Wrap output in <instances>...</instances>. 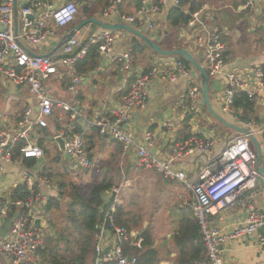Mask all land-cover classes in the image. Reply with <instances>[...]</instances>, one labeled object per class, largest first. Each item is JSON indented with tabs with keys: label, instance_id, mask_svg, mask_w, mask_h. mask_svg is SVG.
<instances>
[{
	"label": "built area",
	"instance_id": "obj_1",
	"mask_svg": "<svg viewBox=\"0 0 264 264\" xmlns=\"http://www.w3.org/2000/svg\"><path fill=\"white\" fill-rule=\"evenodd\" d=\"M91 1V0H86ZM140 4L134 15H122V21L131 26H138L148 15H158L162 0H137ZM55 0H33L20 10L21 29L15 34L14 0H3L0 4V77L17 86L28 87L36 100L37 116L33 117V108L24 109L23 118L18 130L0 127V160L13 163L14 155L19 154L21 160L43 158L44 152L32 139L35 127L48 128L49 121L57 109L69 114L70 123L62 128L57 137L66 140V154L71 164L78 170H89L92 161L85 146V137L91 130H96L102 137H108L122 145L124 155L135 153V164L139 169H148L158 174L163 181L182 185L191 192L193 202L191 208L198 224V232L205 246L207 264H226L223 247L230 241L254 237L257 244L264 248V215L256 210L252 201L260 189L257 155L251 148L248 135H242L232 141L221 153L210 159L193 179L179 168L180 163L195 155L211 156L214 142L211 139L190 137L187 141L174 144L172 154L162 159L153 151V136L146 133L143 141H139L128 124L137 110L145 109L149 101L150 84L159 80L175 83L180 78L191 79L193 67L177 60L174 62H158L147 73H135L133 70L132 50L123 53L115 51L120 40L119 31L104 30L100 35L83 42L77 38L68 40L62 47V54L55 57L34 56L24 47L38 46L44 40L55 36V28H65L75 22L79 14L77 0H71L57 9H53ZM182 0H175L179 6ZM264 3V0H262ZM122 0H113L107 13H118ZM252 6L254 0H247ZM207 3L201 4L193 13L186 25L190 30V40L202 44L204 49L203 67L210 79L223 76L226 79L224 112H232L235 97L247 94L251 102L264 95V70L257 69L251 76L234 71H224L228 56L224 43V33L215 20L207 14ZM42 12L34 18L37 11ZM148 27L155 25L149 21ZM22 43V45L19 43ZM96 46L99 58L104 66L119 65L130 77L129 90L108 113L93 119H80L78 112V88L83 78L77 72V63L83 60L90 49ZM61 76L67 81V91L74 102L68 103L52 94L50 81ZM203 96L202 87L193 85L188 91V98L196 103ZM83 123V124H82ZM82 124V125H81ZM164 127L173 125L165 123ZM248 122L245 128L256 136ZM64 156V155H63ZM4 168L0 166V173ZM24 186L27 196L16 201L17 217H13L9 232L0 238V252L8 256L13 264H41L39 250L44 245L45 237L42 228L35 226V220L43 216L33 211L37 203L47 204L42 193V184L48 183L47 177L26 175ZM123 184L110 190L112 201L103 212V219L97 226L98 236L95 245V264H140L134 253L126 252V246L141 248L143 236L129 231L119 225L116 220V209L120 205V193ZM109 200V199H108ZM0 213V229L4 218L8 217L9 205ZM247 204L250 210L240 228L231 232L224 231L213 223V219L221 211L230 207H241ZM49 219L46 220L48 222ZM110 235L113 245L106 247L103 240ZM0 264H3L0 261Z\"/></svg>",
	"mask_w": 264,
	"mask_h": 264
},
{
	"label": "crops",
	"instance_id": "obj_2",
	"mask_svg": "<svg viewBox=\"0 0 264 264\" xmlns=\"http://www.w3.org/2000/svg\"><path fill=\"white\" fill-rule=\"evenodd\" d=\"M2 1L0 0V4ZM32 1L18 0L19 8L21 9ZM68 1L71 0H55L52 4L53 9H57ZM243 1L198 0L200 4L207 3L209 5L210 9L207 14L215 20L216 24L224 33V43L228 56L224 71H234L251 76V73L257 69L264 70V3L262 0H254L252 6H247V0L246 2ZM77 2L79 14L75 22L66 28H55L54 24L50 22V26L55 30V36L53 38H47L38 46H26L32 55L44 56L53 53L59 41L67 37L71 31L86 19L93 18L102 21L103 24L116 25L124 23L122 21V15H134L140 6L137 0H122L118 13H107V9L113 0H77ZM85 5H88L92 9V12L88 15L82 13ZM175 7V0H162L158 15H151V17L148 15L142 23L137 27H133L160 45L164 50H187L203 66L204 49L202 44L190 40L191 30L187 26L173 29L169 25V14ZM184 11L185 13H189V8L185 7ZM41 14V10H38L34 18H37ZM149 21L154 22L155 27L153 30H150L148 27ZM20 29L21 24L19 21V31ZM103 31L104 29L100 26L94 28L93 25H89L77 33L75 38L85 42L92 37L100 35ZM172 31L178 33L177 41H175L176 44L174 45H170L169 43V37ZM119 32L120 40L115 45V51L117 53H123L132 50L133 52L134 42L138 38L125 31ZM165 45H167V48L164 47ZM145 46L140 45L139 50L133 53V70L135 73H147L158 62L169 63L179 60V57L163 56ZM61 54L62 49L60 48L52 57H57ZM119 67V65L104 66L102 58H99V67L84 76L77 93L80 102L78 108V112L81 115L80 119H93L99 115L108 113L126 95L129 90L130 77L123 71L122 76H119ZM210 80V103L215 113L227 123L239 128L246 129L245 124L248 122L253 124L251 129L256 133V138L260 143L264 167V95L254 102L252 110H244L241 108L233 110L232 112H224L223 99L225 97L226 79L221 76ZM49 85L52 94L58 97V99L68 103L74 102L72 95L67 91V81L63 80L60 75L54 77ZM193 85L201 87L200 73L196 69H193L191 79L180 78L175 83L159 80L153 81L149 87L147 107L137 110L133 115V119L128 124L129 130L134 132L139 141L144 140L146 133L149 132L152 134V151L162 159L172 154L174 144L178 141L185 142L188 135H191L190 137L199 136L202 139H211L214 142V149L211 156L195 155L184 159L180 163L179 168L187 174L189 179L195 178L211 158L217 156L232 141L242 136L241 133L227 127L211 115L207 110L203 96L196 103L189 100L188 91ZM26 107H32L34 111L33 117L37 116L36 100L30 94L28 87L17 86L11 81L0 77V127L8 130H18ZM166 109L172 111L170 115L172 120L170 119L165 122L173 125L170 129L164 127L165 123L160 124V116ZM57 112H60V114L55 116ZM69 123V114L61 113V111L56 109L53 117L49 121V127L45 128L46 133L49 135L42 133L40 127H35L32 132V139L37 143L40 139H45V144L49 143L52 150H48V154H44L40 160L28 159L31 165L24 163L20 157L14 159L13 163H4L0 160V166L4 168V172L0 173V213L8 206L12 191L18 186H24L23 183L26 175L40 174L42 177H47L49 182L42 184L41 188L45 199L48 198L46 202L48 203L49 199L53 197L60 200V193L62 191L60 184L62 183L61 178H63L62 168H65L64 163H69L70 170L77 172L91 173V168L94 166L97 167L96 173L86 180L91 184L105 182L109 185V190L104 193L106 204L108 203V199L113 200L110 190L114 185H110L109 179H117L119 177L121 179L120 184H123V186L120 193V205L117 207L120 206L123 208L126 214L123 220H128L129 223V217L132 216V211L121 200L122 193L124 194L127 191L126 194H134L135 189L140 185L141 179H145L144 176L150 177V179H160L163 186L170 192L165 198L170 202L173 201V207L171 210L169 207L162 222L155 221L153 225L152 222L146 221L143 223V231L129 229L128 226L126 227L124 225L122 226L141 236H143L142 233L146 229H149L154 240V247L156 248L161 244L172 245L170 247V254L172 258H176L178 252H176L177 250L173 241L174 235L180 230L181 223L184 219L194 217L191 208V203L193 202L191 192L187 191L180 184L163 181L154 171L139 169L135 164L134 152L124 155L122 145L119 142L108 137L100 136L96 130H91L85 137V146L92 161V167L89 170L75 169L71 164V160L65 158L63 156L64 154L60 153L54 141L62 131V128ZM51 143L54 144H52L54 147ZM54 148L55 152L53 151ZM55 161L57 164H55ZM52 164L53 166L51 167ZM59 164L61 168H57ZM85 176H89V174ZM176 185L183 187L187 191L188 196L178 194L175 198L173 194ZM46 205L44 203H37L33 207V211L41 214L43 216L41 219L47 224V227L42 229L43 234L53 235L55 229H52L49 221L46 222L47 219L50 220L52 217V212H48ZM252 205L264 215V189L261 186L252 201ZM249 210L250 207L247 204H243L241 207H230L215 216L213 223L224 231L231 232L242 226ZM15 215L8 216L7 218L12 219ZM149 225L151 226L150 228H148ZM261 233L264 234V229L261 230ZM103 243L106 247L113 245L110 235L103 240ZM128 247L126 246V249ZM223 253L226 264H264V248H261L257 244L254 237L228 242L223 247ZM0 261L3 264H13L8 256L1 252ZM160 264L174 263L172 261H163Z\"/></svg>",
	"mask_w": 264,
	"mask_h": 264
},
{
	"label": "trees",
	"instance_id": "obj_3",
	"mask_svg": "<svg viewBox=\"0 0 264 264\" xmlns=\"http://www.w3.org/2000/svg\"><path fill=\"white\" fill-rule=\"evenodd\" d=\"M243 2H246V0ZM200 5L198 0H182L181 4L173 8L169 14L168 22L170 27L174 29L186 26L190 20V14ZM185 7L189 8V13H185ZM91 12L92 9L88 5H85L82 9V13L86 15ZM140 45L145 46L142 41L136 39L132 54L139 50ZM179 60L189 65L185 59L179 57ZM98 67L99 55L97 54V47L93 46L89 54L77 63V72L84 77L90 72L95 71ZM253 105L254 103L248 99L247 94H240L235 97L233 110L241 108L252 110ZM41 132L45 133V135L48 134L45 128H41ZM190 136L188 135L185 141ZM38 146L43 150L44 154H48L44 139L38 141ZM18 158L19 154L16 153L14 159ZM23 162L31 165V162L26 159ZM60 186L62 190L60 200H63L64 196L70 200L66 203L65 207H62L61 201L56 197L49 199L46 205L48 212L55 214L61 212L63 209L65 210L62 223L55 228L53 235L47 236L46 242H44L43 247L39 250V256L43 264H95V245L99 234L97 226L103 219L104 210H107L109 207L110 200H108L107 204L105 203L104 193L110 187L103 182L101 184H94L89 191L86 189L88 192L82 193V189L74 183L66 184L63 180ZM26 196L27 191L25 186H18L12 191L10 196L12 204L9 205V216L17 213V207L14 203L25 199ZM124 216L126 214L123 208L117 207V223L127 227L129 223L128 220H123ZM142 235L144 238L142 247H128L126 251L134 253L138 257L140 264H160L162 262V259L159 257L160 251L154 247L151 232L149 229H146ZM173 241L178 252L176 264H207L205 246L198 232V225L194 217H187L182 221L180 230L174 235Z\"/></svg>",
	"mask_w": 264,
	"mask_h": 264
},
{
	"label": "rangeland",
	"instance_id": "obj_4",
	"mask_svg": "<svg viewBox=\"0 0 264 264\" xmlns=\"http://www.w3.org/2000/svg\"><path fill=\"white\" fill-rule=\"evenodd\" d=\"M177 37H178V33L175 31H172V33L170 34V37H169L170 45L176 44L175 41H177ZM180 44L182 45V43H180ZM164 47L167 48V45H165ZM59 114H60V112H57L55 116H57ZM52 144L53 143H51V145ZM45 145H47V146H45L47 148V150H52V147L50 146L49 143H47ZM53 151L55 152V148L53 149ZM49 159H50V157H49ZM55 164H57L56 161H55ZM63 165L65 166L66 169L62 168V175L66 176V177H63L61 179H62V181L64 180L66 184H68V183L76 184L77 186H79L82 189V193H84L86 191V189H88V191H89L93 187L94 184L89 183V181L87 182L86 179L91 178V176L96 173L97 167L94 166L93 168H91L92 169L91 173H85V172H79V171L77 172L74 170H70V164L69 163H64ZM52 166H53V164L51 165V167ZM57 168H61L60 164L57 165ZM146 170H148V169H146ZM76 173H78V174H76ZM87 174H89V176H85ZM114 177H115V175H114ZM144 178L145 179H141L140 185L137 186L134 194H132V193L126 194L127 193V191H126L124 194L122 193V198H121L124 205L126 204L132 211V216L129 217L130 219H129V226L128 227L132 228L134 230H139V231H143V223L146 221H148L150 223L152 222L153 225H154L155 221L161 223L162 220L164 219L165 213L168 211L169 207H170V210L173 207L172 206L173 201L170 202L165 198V196L167 194H169L170 192L167 188H165L163 186L160 179H150V177H145V176H144ZM120 181H121V179H119V177H117V179H109V182L111 183L110 185L111 186L114 185V187H118L120 185ZM58 185H59V183H58ZM174 190L175 191H174L173 195L175 196V198L178 196V194H185L188 196L187 191H185V189L179 185H176V187H174ZM65 191H66V193H68L67 190H65ZM88 191H86V192H88ZM191 198H192V196H191ZM69 200L70 199L68 197L64 196L63 200H61V202H60L62 207H65L66 203L69 202ZM64 210L65 209H63L61 212H58L55 214L51 213L52 217L49 220V225L52 227V229L57 228L59 226V224L62 223V220H63L62 217H63ZM150 227L151 226L149 225L148 228H150ZM153 229H154V227H153ZM43 236L44 237L46 236L45 239H47V236H49V234H43ZM44 242H46V241L44 240ZM171 246L172 245L161 244L160 246H158L156 248L159 249V251H160L159 257L162 259V262L163 261H165V262L166 261H172L174 264H176L178 254H177L176 258L171 257V254H170L171 253V249H170ZM40 263L43 264L41 257H40Z\"/></svg>",
	"mask_w": 264,
	"mask_h": 264
},
{
	"label": "water",
	"instance_id": "obj_5",
	"mask_svg": "<svg viewBox=\"0 0 264 264\" xmlns=\"http://www.w3.org/2000/svg\"><path fill=\"white\" fill-rule=\"evenodd\" d=\"M19 18H20V10H19V5H18V0H14V27H15V34H19ZM89 25H93L95 28L96 26L102 27L104 30H110V31H125L127 33H130L131 35L137 37L140 39L147 47L151 48L155 53H158L163 56H172V57H181L185 59L194 69H196L200 73V78H201V87L203 91V99L205 101L207 110L213 115L216 119H218L221 123L226 125L227 127L233 129L234 131H237L241 133L242 135H248L251 140V148L252 150L256 153L257 155V161H258V172H259V184L260 186L264 189V167H263V153L262 149L260 146L259 141L257 140L256 136L252 135L251 132L247 129L244 128H239L236 127L235 125L227 123L223 118H221L219 115H217L212 108L211 105V98H210V83L211 80L204 69L203 66H201L197 59L188 52L187 50L184 49H175V50H164L160 45L152 41L149 37L146 35L140 33L137 31L133 26L125 24V23H120L116 25H108V24H103L102 21H99L97 19H86L82 21L73 31H71L70 34L67 35V37H64L61 39L55 48L54 52L48 55H44L45 57H51L54 55V53L58 52L60 48L70 39L75 38L76 34L84 30ZM19 43L22 45V43L19 41ZM23 46V45H22ZM26 50H28L26 47H24ZM118 73L119 76H122V67L120 66L118 68ZM172 111L170 109H166L164 113L160 116V124L165 123L168 120H172V117H170ZM174 120V119H173ZM60 153L64 154L65 158L69 159V156L66 154L65 150V144L66 140L63 139L62 137H56L54 139ZM17 217V215L15 216ZM13 223V219L10 218H4V223L2 228L0 229V238H3L11 229ZM35 226L38 228L45 229L47 227V224L43 222L42 219L38 218L35 220Z\"/></svg>",
	"mask_w": 264,
	"mask_h": 264
}]
</instances>
